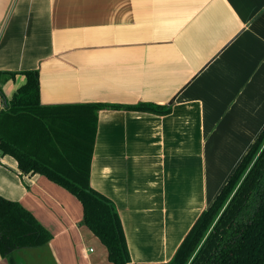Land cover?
Listing matches in <instances>:
<instances>
[{
	"label": "crops",
	"instance_id": "crops-1",
	"mask_svg": "<svg viewBox=\"0 0 264 264\" xmlns=\"http://www.w3.org/2000/svg\"><path fill=\"white\" fill-rule=\"evenodd\" d=\"M26 70L43 105H170L101 109L89 175L125 264H165L264 128V0H0V111ZM0 195L51 235L20 264H110L80 201L1 153Z\"/></svg>",
	"mask_w": 264,
	"mask_h": 264
},
{
	"label": "trees",
	"instance_id": "trees-1",
	"mask_svg": "<svg viewBox=\"0 0 264 264\" xmlns=\"http://www.w3.org/2000/svg\"><path fill=\"white\" fill-rule=\"evenodd\" d=\"M23 74L25 83L0 111V153L14 157L21 173L42 174L72 193L82 205L81 223L106 247L110 264L129 262L117 210L89 181L98 112L167 114L170 105H43L38 71ZM50 238L20 203L0 195V254L10 264H17L14 252L43 247ZM165 264H264V128Z\"/></svg>",
	"mask_w": 264,
	"mask_h": 264
},
{
	"label": "rangeland",
	"instance_id": "rangeland-1",
	"mask_svg": "<svg viewBox=\"0 0 264 264\" xmlns=\"http://www.w3.org/2000/svg\"><path fill=\"white\" fill-rule=\"evenodd\" d=\"M70 156H72L71 154H68ZM18 251L14 252V257H15V260H16V263L19 264V260H18V254H17Z\"/></svg>",
	"mask_w": 264,
	"mask_h": 264
}]
</instances>
